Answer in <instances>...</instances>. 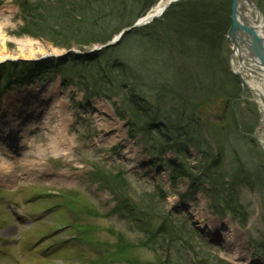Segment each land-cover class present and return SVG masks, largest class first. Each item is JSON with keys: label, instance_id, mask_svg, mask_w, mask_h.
<instances>
[{"label": "rangeland", "instance_id": "rangeland-1", "mask_svg": "<svg viewBox=\"0 0 264 264\" xmlns=\"http://www.w3.org/2000/svg\"><path fill=\"white\" fill-rule=\"evenodd\" d=\"M30 1L37 2V0ZM116 1L88 0L90 7L94 6L95 8L94 13L87 12L86 8L84 12L80 13L81 16L75 17L76 19L72 23L74 24V21L77 23V21L80 22L82 20L80 24L88 28L87 32L94 30L95 34L99 35L97 38L104 37V40H106L109 34L113 37L123 28L141 24L140 21L148 17V12L158 3L157 0H146L148 4L145 5L142 0L136 5L134 4L135 9L139 13L138 20L126 26L120 22H116L119 20L116 14L118 10L116 7L119 3ZM191 1L196 0H180L173 3L166 13L162 17L156 18V20H164L167 26L176 27L178 30L190 28L191 24L180 17L187 15L186 12H188L190 7L187 3ZM208 1L215 4L213 5L215 8L217 7L216 5L222 6L224 4L226 9L230 10V18H232L233 0ZM252 1L259 8V11L264 13L262 5L264 4V0ZM202 3L205 4V2ZM177 6L178 8L176 9ZM198 9L199 11L201 10L199 7ZM21 13L23 14L22 7L19 9L15 4V0H3L0 4V58L16 56L19 60L27 61L30 54H63L67 52L68 48H60L49 38H38L33 34L25 33V31L21 33V31L30 29L31 27L26 26L24 29H21L24 22L26 23ZM156 20H148V24L144 29L147 28L149 31L150 27L155 26ZM123 21L125 22V20ZM231 21L232 19L230 23H232ZM73 24H68V26H73ZM110 26L120 27L114 31L115 28H110ZM228 29L222 53L229 57L231 56L232 46ZM67 31L69 32V30ZM141 31L135 30L129 32V34ZM76 32H69L70 34H67L70 36L69 38L67 35L65 36L68 40L72 36L75 42L80 41V39L76 40L74 35ZM145 32L147 33V31L143 30L141 35H137L136 40L138 42L131 47L125 48L128 39H123V47H119L113 52L117 53L118 56L116 55V57L128 65L129 68L133 69L135 75H137L133 83L144 86V82H146L151 86L152 90L150 92L142 91L147 98H145L147 102L146 107L150 108L148 110H151L153 113L161 109L158 113L162 114L163 118L159 119V121L162 122L164 120L165 128L171 130L170 132L174 134L176 141L179 135L180 143L182 141L186 144L187 155L185 156L188 163L190 165H198L201 162L204 165L205 161L202 155L213 149L212 146L206 145L209 142L215 148L213 149L214 151L225 145L224 148H226L227 154L222 160L225 169L219 170L218 173L213 172L209 180H196L197 176H194L192 172H189V176H179L177 179H172L165 165L160 164L159 161L156 162V166L151 165V156L145 154L146 148L143 147V143L146 145V138L142 140L143 142H136L130 139L125 129L127 125L112 113V106L105 99L103 100L99 97H89L86 99L80 91L76 90L75 86H68L69 90L62 87L60 76L56 80L46 84L43 82L37 83L38 86L35 88L36 93L43 90L44 85L48 86V89H44L46 91H44L43 98L53 101L50 111L65 109L64 115L59 114V116L53 118V121L50 118L53 116V113L50 112V116L46 115L49 117L46 119V123H50L51 125L49 131H54L56 130L54 129L55 125L62 122V134L70 142L67 146L70 150V155L65 156L62 153H53L48 149L44 152L43 165L52 171L54 176L60 175L59 178L61 177L63 180L56 181V179L51 178H38L24 181L19 178L16 181V174L20 173L24 163V160L20 158L18 159L19 162L10 166L11 168H9V172L5 175L6 177L0 181V196L6 197V199L0 201V234H3L7 238L14 237L17 239L21 237L20 242H16L15 244L10 243L8 247H4L7 253L0 251L1 263L18 264L19 260L20 264H83L87 263L88 260L94 259L96 257L94 255L95 251L91 250L90 247L79 245L75 242L62 247L59 254H55L45 260H42L43 258L36 251L30 252L27 250V247L35 242L41 233L53 231L56 226L73 221V216L64 211L49 217H45V215L40 213L43 207L58 201L56 198H51L53 197L52 195H47V197L42 198L36 204H32L33 200L31 199L32 197L35 198L37 193H42L45 190H49L51 193L74 190L76 193H80V199H84V202H87L89 206L101 213H105L116 205L117 200L112 190L109 191L102 187L103 185L99 184L95 177L97 175H111L120 180L122 189L126 190L127 188L131 190L132 196L130 195V197L140 207L138 216L144 212V205L151 204V207L156 211H151V209H148V211L152 212L151 215L153 216L154 223L157 225L161 223L157 217L160 214H165L168 215L169 220H174L181 230L185 227L186 232L184 231V237L190 242V249H193V252L182 251V255H187L186 261L194 259L200 249L202 250L205 246H208L211 248L212 253L218 257L226 258V260L229 259L228 261L232 264H260V262L264 264V258L258 255L259 253L264 254V247L262 246L264 244V103L260 99L261 95H256L247 85L240 82V96L236 100L231 99V97L225 98L219 96L218 89L223 85L224 80L227 85L226 89L230 90L232 88V86L228 85L230 83L224 75V73L227 74L226 70L222 69L223 73L214 70L219 66L214 63L210 64L211 69L208 68V60L204 55L197 59L191 56L189 60L185 56L179 57L177 50H182L184 47H178L179 44L176 42L166 41L158 44L159 47L163 44L162 48L166 47L169 50L162 52L155 47L156 43L154 41L153 43L148 41L144 47L150 43L149 49L143 50L139 40L146 41L148 39L147 37H143L146 34ZM61 34L55 39L59 44L65 42ZM190 34L191 32L185 31L184 39L189 46L195 44L188 37ZM107 41L94 44L90 48H87V50L95 46L106 45ZM173 43H176L174 49L171 47ZM198 47L194 48L198 49ZM194 48L192 51H196ZM110 56L112 55L110 54ZM165 57L167 61L163 60ZM23 65L25 68L33 67L27 63H23ZM227 66L229 67V65ZM229 69L230 67L228 71ZM76 75L77 73L75 72L72 74L73 77L75 76V81L78 78V75ZM146 75L151 76L152 84L148 83ZM243 76H246L245 79L247 81L253 79L251 75L243 74ZM13 91L14 94L11 92L6 97L8 98V102L5 103L6 101L4 100L0 102V106L2 103L8 104L11 107L19 104L21 96L17 95L16 90ZM171 93L172 95L167 96ZM70 96H76L77 101L75 100L72 103ZM113 96L115 99L122 97L121 99L124 101L123 94L117 97L116 95ZM174 99L189 104V108L182 110L177 116L174 110L176 107L171 105V101ZM89 106L94 107L97 113L93 110V115L86 114L85 117V107ZM119 106L127 109L126 103L120 104L119 101ZM134 106V103L130 101L129 108H133ZM184 116H186V119H184ZM142 118L146 122L144 117ZM194 123H198L203 132L200 136H198V133L193 132L195 128ZM49 131L45 129L37 135L33 143L35 149L37 146L46 149L49 143V136L54 135L50 134ZM225 132L227 133L221 138V135ZM237 134L241 138H237ZM197 137L201 141H205V145L195 147L188 144L190 138L196 139ZM157 140L163 141L164 138L158 136ZM250 142L253 144L254 149L249 148ZM167 155L170 158L175 157L170 152ZM235 156H237V160ZM3 157L0 152V164L7 158L6 156ZM134 163L139 165L137 175L133 171L131 172ZM241 169H243L244 174H249L250 177L247 183L240 182L237 185L239 196L236 195L238 196L236 202L240 211L235 212V215L239 217L240 224L237 225L230 220L236 227L234 235L231 236L229 231L222 225V216H217L219 214L214 212V210H228L224 206V198L220 194L223 190L231 187L234 173L241 171ZM189 170L195 171V168L192 169L191 165ZM257 175H259L258 177L261 182L258 179L257 183V177L255 178ZM91 176L94 180H91ZM157 183H160V186L166 190V199H162L158 195H154L156 196L154 197L146 194V191H154ZM216 188L218 191L217 198L219 197L221 203H219L218 199L214 201L212 198L211 193L215 192ZM130 190L128 191L129 193ZM75 192L73 193L74 195L76 194ZM47 198H51L52 200H46ZM7 200L11 202L9 203ZM26 200L29 203L25 202ZM76 206L82 207L77 201ZM31 211L35 215L40 213L38 216H42L45 220L31 224L30 226L19 225L14 218L15 212L29 213ZM79 216L80 223L82 222L84 225L92 227L91 235L94 236L95 240L104 243V245L109 243L113 246L120 240L117 235L111 232V229L122 232L128 241L139 243V240L143 237V234L138 231L135 223L131 225L127 220H119L116 215L102 217L81 212ZM73 232H76V229L71 232L69 230L63 237L66 238L69 233ZM188 232L191 237L187 235ZM204 235L207 237L215 235L216 242L219 244H208ZM3 243L0 242V247ZM130 254L131 257L143 263H157V259L160 256H164L163 251L155 253L140 246L131 250ZM198 255L199 257L201 256L200 254ZM17 258L20 259L16 260ZM253 259L259 262L252 263ZM121 264L128 263L123 261Z\"/></svg>", "mask_w": 264, "mask_h": 264}, {"label": "trees", "instance_id": "trees-1", "mask_svg": "<svg viewBox=\"0 0 264 264\" xmlns=\"http://www.w3.org/2000/svg\"><path fill=\"white\" fill-rule=\"evenodd\" d=\"M140 1L142 0H117L116 2H118L119 5L116 7L118 9L116 14L118 17L117 19L119 20H117L116 22H120L122 23V25H126V26L133 24L137 20V17L139 15L137 9H135V5ZM143 1L145 5L148 4L146 0ZM202 2H205V4H203ZM39 3H40L41 11L37 14L36 17L37 20H32L30 22L25 23L22 29L25 28L26 26H31L30 27L31 30L30 29H27L28 31L23 30L21 31V33H24L25 31V33L33 34L38 38H43V37L49 38L50 40H52L54 44H57V46H59L60 48H71V47L87 48L92 46L93 44L104 43V41L109 40L111 38L110 34L106 37V40H104V37L97 38V36L99 35H96L95 34L96 32L94 30H92L91 32L90 31L87 32L86 30L88 28L80 24L82 20H80V22L77 21V23L74 21V24L72 23V21L76 19L75 17L81 16L80 13L84 12V9L86 8H87V12L90 11L94 13L95 8L94 6L90 7V3H88V0H39ZM86 3H88L89 5ZM187 4L190 6L188 12H186L187 15L180 18L190 23L191 24L190 28L188 29L182 28V30H178L176 27L167 26L164 23V20L162 21L158 19L156 20L155 23L156 28L155 26L150 27L149 31L147 30V28L143 29L147 31V33L145 32L146 34L143 35V37H147L148 39L146 41L139 40L140 46H142L141 48L143 50L149 49L150 43H153L154 41L156 43L155 47L159 51L162 52L169 51L168 49H166V47L162 48L163 44H161L160 47L158 46V44L167 41V42H176L179 44L178 47L180 46L181 48L184 47L182 50L181 49L177 50V52L179 53V57L185 56L189 60L191 56L197 59V58H201L202 55L206 54L207 56L205 57L208 60L207 67L211 69L210 64L214 63L216 65H219L214 70H218L221 73H223L226 70L227 74L224 73V75L226 77V80L230 83L228 85L232 86L230 90H227L226 81L224 80L223 85L221 84L222 86L219 89L216 88L219 90L220 93L219 96L225 98L231 97V99L233 98V100H236L238 96H240V88H241L240 83L238 79L228 71V66L226 67L227 64L225 63V61H223L220 58V53L223 52V47H224L223 45H224V40L226 38V32L229 27L228 24H230V20H231L230 10L228 8L226 9L224 4H222V6L216 5L217 7L215 8V6H213L215 4L209 2L208 0H196V1H191L190 3ZM198 7L201 9L200 11ZM177 8L178 6L176 7V9ZM123 20H125V22ZM68 24H73V26H68ZM119 27L120 26L117 27L110 26V28H115L114 31H116V28ZM67 30H69V32L77 31L74 35L76 37V40L80 39V41L75 42V39H73L72 36L70 40H68V38L70 37L68 35L70 33ZM137 31H139V29ZM142 31L138 33L133 32L127 34V36L124 38V40L128 39L125 48L131 47L136 42H138V40H136V37L137 35H141ZM185 31L191 32V34L188 37L195 44L189 46L188 43L185 42L184 39ZM60 33H62L61 36H63V40L65 41L62 42L63 44H59L55 40L57 37L60 36ZM65 35H67L68 38ZM148 41H150L149 45L144 47V45L147 44L146 42ZM176 43L171 44L172 49L176 47L175 46ZM185 46H187L186 48H188L189 50L186 49ZM196 46H199L198 49L194 48ZM119 47H123V43L117 45L114 48L110 47L108 49H105L104 52L102 51L103 53H98L95 56H92L91 58L92 61H90L87 66L90 67V71L92 73L98 76L99 81L104 82V92L116 93V95L123 94L124 101H122V103H126L127 109H124L123 112H120L121 116L123 117L129 116L130 118L129 122H132L133 125L135 126L143 123H146V125L148 123L149 127L153 126L152 128H155L158 132V133H154V135L152 136V140H154L155 142L159 141L157 140L158 136L170 139L166 137V135L168 136V134H171L170 132L171 130L166 129L165 126L163 125L161 126L159 125V123H157L158 119L163 118V115L158 113V111L161 109H158L155 113H153L151 110H148L150 108L146 107L147 98L142 91L145 90L150 92L152 90L151 86L148 85L146 82H144V86L133 83V80L137 78L135 77L137 75H135L133 69L129 68L128 65L121 62V60H119L118 57H116L117 53L113 52ZM193 48L196 51H192ZM156 53L159 54L158 51H156ZM110 54L112 56H110ZM88 57H89L88 55L83 57L74 56V59H76L75 62L87 64L88 59L86 58ZM80 59H84V60H80ZM163 60L167 61L166 57L163 58ZM112 67H115L114 71L111 70ZM222 69H224V71ZM228 74H230L231 76ZM146 78H148L147 79L148 83L150 82L152 84L151 76L149 77L146 75ZM169 95H172V93L168 94L167 96ZM121 98L122 97H120V99ZM130 101H132L135 105L133 108H129ZM171 102H172L171 105L176 107L174 108V110L177 116L182 112V110H186L187 108H189L188 106L189 104L180 102L177 99H174ZM183 105L185 106L183 107ZM142 117H144V120L146 122L143 121ZM184 119H186V116H184ZM194 124H195V128L193 132H195L196 134L198 133V136H200V134H202L203 132L201 131L198 123H194ZM209 128L211 129V127ZM226 133L227 132L223 133L221 135V138H223V136H225ZM236 136L237 138H241V136L238 134ZM164 140L162 141L164 145V146L162 145L163 147L173 148V145H171L166 139ZM204 142L205 141H201L200 138L197 137L196 139L190 138L188 144H190L191 146L198 147L201 145L202 146L205 145ZM206 145H208L209 147L212 146V148L215 149L213 145H211L209 142L206 143ZM224 146L225 145H222L221 148L219 147L220 150L218 149L217 151H214L213 149H211L208 152L204 153L202 155V158L205 161L204 165L201 162L198 165L191 164L192 169L195 168V171L189 170V167L191 165L190 163H188L186 159H184L185 162L183 163H176L174 166L175 169L173 171L174 178L177 179V177L179 176H189V172H192L194 176H197V179L209 180L213 172L218 173L219 170H222L223 168L225 169L222 160L224 156L227 154V150L226 148H224ZM249 148L254 149V146L251 142L249 143ZM178 152L181 155L183 154L187 155L185 151H178ZM237 155L239 154L237 153ZM235 158L237 160V156H235ZM258 176L259 175L255 176V178L257 177L256 179L257 183L259 179ZM249 177H250L249 174L243 173V169H241V171H238L237 173H234V176L232 177L231 180L232 181L230 185L231 187H229L227 190H223V192L220 194L222 198H224V203H223L225 204L224 206H226L229 210H232L233 212L240 211L236 202L239 196V194L237 193V185L240 183V181L247 183ZM116 183L119 185L121 184L120 180H117ZM119 185H117V187H119ZM211 195L214 201L218 199L219 203H221L219 197L217 198L218 195L217 188L215 192L213 191L211 193ZM120 199L122 200L123 203L124 200L123 196H121ZM125 200L126 201L124 202L125 204H123V206L125 207L127 205L131 206V204L129 203L130 200L129 201L127 199ZM143 207L145 209H151V211L155 210L151 207V204L144 205ZM151 219L152 218L150 217H146V221H148L149 223L151 222L150 221ZM165 219H163L161 223L156 225L157 226L156 229L153 227L150 229L151 231L150 239L153 240V234L157 233V235L162 236V240L160 239L161 243H168V245L171 244L172 247L178 245V243H180L181 245L178 247V252H177L178 254L173 255V253L171 252L173 248H171L168 251V253L165 254V256L160 257L159 262L157 264H232L229 261L224 260L223 258L218 257L216 254L212 253L211 248H209L208 246H205L204 249L202 250L200 249V251H198L194 259H189L188 261H186L185 258L187 255L181 254L182 253L181 248L191 252H193V249H190L189 246L190 242L188 240L186 239H184L185 241L183 240L185 236L184 234L186 232L185 227H183L181 230L177 226V224L168 225L165 223L166 221ZM152 222L151 224H154V221ZM112 233L117 235V237L120 238V240L114 246V249H112L107 255H104V262L122 263L125 258L130 256L129 248L127 246L128 240H126L125 236L120 231L113 230ZM187 235L190 236L189 232L187 233ZM262 246L264 247V244ZM198 254H200L201 256L199 257Z\"/></svg>", "mask_w": 264, "mask_h": 264}, {"label": "bare ground", "instance_id": "bare-ground-1", "mask_svg": "<svg viewBox=\"0 0 264 264\" xmlns=\"http://www.w3.org/2000/svg\"><path fill=\"white\" fill-rule=\"evenodd\" d=\"M158 3H156L155 6H153V9H151L147 15L148 17L142 19L140 22L153 20L161 16L162 14L166 13V10H163L165 5L168 4L170 0H157ZM238 9H237V17L240 21V24L237 25L236 29L230 30L232 27V23H230L229 30V37L231 39V56H226L223 53H220V58L225 61L227 65H229L230 69L229 72L235 76L239 83H243L244 85H247L253 93H256V95H261V100L264 103V60L260 56V54L257 51H254L253 47V40L250 36V32H248L247 27H253L255 31L262 37L264 36V13L262 11L257 10L255 7L252 6L253 1L252 0H238ZM232 22V21H231ZM250 25V26H249ZM143 27H139V30H143ZM118 44L123 43L122 40L115 39ZM98 47V46H95ZM90 48V47H87ZM87 48H80L76 47L71 50L73 52L75 57H82L83 54L88 55V61L87 64L81 66L78 65V63H74L72 65H68L67 63H61L60 66H66V68L74 67L77 69V81H75L74 77H67L66 80L73 85H78L83 91L84 94H87L91 96L92 98H101L105 99L110 105L112 106V113H114L121 121H125V118L121 116V111L125 108L122 106H119L122 103L121 99H118L117 95L115 93H112L111 95H108L104 92V82L99 81L98 76L95 75L90 71V67L87 66L89 64L93 55V52H91V49L87 50ZM47 53L42 54H30V57L28 59H35L37 56L45 55ZM65 55V54H64ZM204 56H207L206 54ZM10 60H6L5 63L0 64V75H8L10 73V69L8 68V65H10L11 68H20L23 66V60L19 61V59L16 58V56H8ZM6 57L0 58V61H4ZM74 65V66H73ZM228 67V68H229ZM111 69V68H110ZM112 71L115 70V67H112ZM58 72V71H57ZM252 72V73H251ZM243 74L251 75L253 77L252 80L247 81ZM76 75V76H77ZM243 77V79H242ZM86 80V81H84ZM88 80V81H87ZM90 81V82H89ZM67 82V83H68ZM43 89H48L47 85L43 86ZM46 91V90H45ZM41 95L43 93H40ZM113 95H116L117 99L114 98ZM5 103L8 102V98L5 99ZM44 102V101H43ZM2 103L0 106V137L2 139V144L4 145V148L7 149L8 147L13 148L15 147L14 143V135L23 129V127L19 126V123L17 119H19V116H21L23 113L26 114V108L24 106H20L17 104V106H10L8 104ZM119 106V107H115ZM264 106V104H263ZM52 107V106H51ZM91 109V110H90ZM97 113V111L92 108V106L85 107L84 114H91L93 115V112ZM31 111V110H29ZM34 113V112H32ZM65 109H59L56 110V112L53 113V116L50 117L53 121V118L56 116H59V114L64 115ZM50 116V115H49ZM49 117L47 116L46 119ZM17 120V121H15ZM50 121V120H49ZM159 125L164 126V121L160 122L158 119ZM50 124V123H49ZM62 124V122H61ZM61 124H56L54 131H51L54 135L49 136V143L47 144L46 149H42L40 146H37L35 149L32 148L28 152H21L22 158L24 160V163L22 165V169L20 171V174H16V177L22 176L25 179H38V178H51L56 179V181H60L61 177L60 175L54 176L53 172L47 169L42 163L44 152L50 150L53 153L57 154H64L65 156L70 155V150L67 148L68 143L70 142L66 139V136L62 134V127ZM65 126V125H62ZM128 131H126L128 137L130 139L135 140L136 142L142 141V133L144 130H141L140 132H133L131 130V125L128 126ZM166 135V134H165ZM166 137L170 138H164L166 139L177 151H185L187 152V146L182 141L180 143L179 136H177V141L175 140L174 134H168ZM176 141V142H175ZM31 143H33L32 139L26 140L24 144H20L18 147L23 148V145H26L27 147H32ZM3 146V145H2ZM10 149H7V151ZM69 151V152H68ZM8 156L12 157L14 156L12 153L8 154ZM120 156V155H119ZM16 164L17 162H10V161H4L2 164H0V179L5 178L7 172H9L10 166L13 164ZM152 166H156L154 162H151ZM138 164L134 163L131 172L133 171L134 174H138ZM152 174V173H151ZM63 180V179H61ZM162 193L166 196L167 192L162 187L161 188ZM165 223L168 225H174L176 222L174 220H168L165 219ZM223 225H225L228 228L229 233L234 235V231L236 230L235 224L232 223L228 219H223ZM221 229V227H220ZM162 236L157 235V233L153 234V240L156 242V245L161 246ZM185 237L183 238V240ZM185 241V240H184ZM181 244L178 243L176 245V248H178ZM185 250V249H184ZM188 251V250H185ZM173 255L176 254V251H172ZM158 262V261H156Z\"/></svg>", "mask_w": 264, "mask_h": 264}, {"label": "water", "instance_id": "water-1", "mask_svg": "<svg viewBox=\"0 0 264 264\" xmlns=\"http://www.w3.org/2000/svg\"><path fill=\"white\" fill-rule=\"evenodd\" d=\"M238 0H233V11H232V27L230 30L236 29L237 25L240 24V21L238 20L237 17V9H238ZM253 7H255L257 10H259V8L257 6H255V4H252ZM148 21H144V22H140L141 24H145ZM250 26V25H249ZM247 27L248 32H250V36L253 40V47H254V51H257L260 56L262 57V59L264 60V36H260L253 27Z\"/></svg>", "mask_w": 264, "mask_h": 264}, {"label": "flooded vegetation", "instance_id": "flooded-vegetation-1", "mask_svg": "<svg viewBox=\"0 0 264 264\" xmlns=\"http://www.w3.org/2000/svg\"><path fill=\"white\" fill-rule=\"evenodd\" d=\"M262 4V3H261ZM264 6V4H262Z\"/></svg>", "mask_w": 264, "mask_h": 264}]
</instances>
